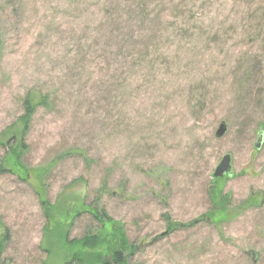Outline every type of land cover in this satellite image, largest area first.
Segmentation results:
<instances>
[{"label":"rangeland","instance_id":"374dc122","mask_svg":"<svg viewBox=\"0 0 264 264\" xmlns=\"http://www.w3.org/2000/svg\"><path fill=\"white\" fill-rule=\"evenodd\" d=\"M114 225L123 264H264V0H0V264Z\"/></svg>","mask_w":264,"mask_h":264},{"label":"trees","instance_id":"16d2710c","mask_svg":"<svg viewBox=\"0 0 264 264\" xmlns=\"http://www.w3.org/2000/svg\"><path fill=\"white\" fill-rule=\"evenodd\" d=\"M48 101V95L43 96L39 98L38 103L35 105L31 103V100L26 97L23 100V113L20 115V121H22L24 128L28 126V122L32 114L35 112V109L38 106H45ZM16 156V155H15ZM214 190V188L212 189ZM216 191V190H215ZM215 191H211V193H215ZM90 210L94 213V217L96 219H102L105 217V212L104 210H101L99 212L97 205L94 207L89 206ZM122 229V228H121ZM126 237H125V232L120 230V228L116 227L115 225L111 227L110 232L106 235V237L102 240V242L106 243V251L110 250V257L105 258L98 264H123L125 262V258L122 256V250H125L127 246L126 242ZM77 245L80 247V249L85 250L88 249L89 247H94L97 246L98 243H100V237L96 234H91V235H86L80 239H77ZM109 246V249L108 247ZM112 251H111V249ZM76 262L77 264H85L82 255L80 252H75L71 255V257L66 260L63 264H73Z\"/></svg>","mask_w":264,"mask_h":264},{"label":"water","instance_id":"95a60500","mask_svg":"<svg viewBox=\"0 0 264 264\" xmlns=\"http://www.w3.org/2000/svg\"><path fill=\"white\" fill-rule=\"evenodd\" d=\"M227 126L225 124V122H221L215 132V136L217 138H220L224 135V133L226 132ZM262 140V134L259 133V139L258 141L260 142ZM256 147H258V144L255 145ZM230 156L228 154L224 155L221 160L219 161V163L217 164V166L214 169L213 172V177H222L225 174H230L231 171V165H230ZM255 260L253 259V262Z\"/></svg>","mask_w":264,"mask_h":264}]
</instances>
